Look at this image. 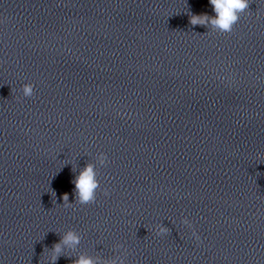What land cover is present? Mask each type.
Returning <instances> with one entry per match:
<instances>
[{
    "label": "clouds",
    "instance_id": "9594fccd",
    "mask_svg": "<svg viewBox=\"0 0 264 264\" xmlns=\"http://www.w3.org/2000/svg\"><path fill=\"white\" fill-rule=\"evenodd\" d=\"M209 3L215 15H196L191 13V15H189L190 25L203 26L219 34H230L242 15L249 11L251 0H209ZM21 91L24 97L31 98L34 95V85L25 83L22 85ZM95 159L100 166H105L108 162L107 154L104 152H99ZM72 183L75 185L74 203L81 206L95 203L98 191L102 192L104 196L110 194L107 188L101 189L96 164L91 162H88L80 169L79 174L75 176ZM54 194L56 193L54 192ZM62 200L63 207H73V203L69 202V195L67 193L63 195ZM180 223L192 228V223L186 217L182 218ZM170 231L171 230L163 224H157L154 228L156 236L168 235ZM192 236H194L197 241L200 240V237L196 234L194 229L192 231ZM80 242L81 234L74 229H69L61 234L59 242L55 243L52 248L49 249L51 264H56L58 258L64 255L66 249L75 251ZM123 248L124 246L122 244H116L114 246L117 252ZM127 254V250L124 249L123 252L115 255L113 258L105 259L100 256L93 257L80 253L72 260V264H125Z\"/></svg>",
    "mask_w": 264,
    "mask_h": 264
}]
</instances>
